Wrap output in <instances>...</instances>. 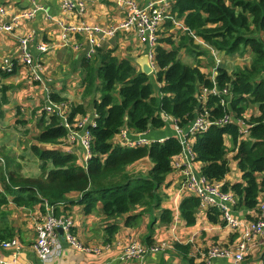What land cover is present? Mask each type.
Here are the masks:
<instances>
[{
  "label": "trees",
  "instance_id": "trees-1",
  "mask_svg": "<svg viewBox=\"0 0 264 264\" xmlns=\"http://www.w3.org/2000/svg\"><path fill=\"white\" fill-rule=\"evenodd\" d=\"M171 14L182 20L186 30L176 44L170 37L160 40L170 44V49L159 44L154 48L157 64L154 74L162 84L156 94L151 74L141 73L131 60L119 59L113 49L99 47L92 59H82L83 97H91L94 113V125L88 127L89 157L85 168L71 152L32 144L29 148L40 161V173L26 176L21 170L24 155L0 147V243L13 236L4 210L9 201L16 207L40 204L42 211L46 203L54 207L56 215L62 214L57 208L62 202L83 204L85 212H91L100 201L102 213L113 219L105 228L107 241H111L119 228L116 221L119 216L126 214L123 224L132 227L138 224L143 212L159 208L166 198L162 185L172 170V158L182 150L181 142L168 137L146 145L120 146L111 139L124 126L137 132L162 127L165 122L161 113L174 118L178 126L187 124L201 108L197 97L200 86L226 88L231 100L227 101L228 95L217 93L206 97L203 108L208 110L211 124L195 134L190 146L193 160L200 163L201 174L210 180L223 181V190L233 191L237 198L235 207H257V196L264 186V0H174ZM195 37L226 55L246 53L249 62L232 71L219 66L215 68V78H209L199 67L188 65L178 57L182 48L193 58L205 53L206 50L200 51ZM13 72L14 68L3 75ZM50 98L66 105L69 122L87 111L83 103L67 102L59 93H51ZM250 105L256 106L257 114L245 118L249 125L246 137H241L235 122L216 123L230 112L241 118ZM36 126L38 142L56 144L67 134L61 118L44 109ZM230 151L234 152L232 159L241 173L239 182L224 180L230 172ZM142 157H148L152 167L145 173L130 174L127 166ZM70 192H79V198L70 201L67 198ZM138 207L143 209L129 214ZM197 208L196 197L184 196L180 200L178 210L186 225L194 224ZM206 218L224 225L215 207L206 211ZM159 220L169 224L171 211L160 209ZM154 223L153 218L143 238L147 247L154 244ZM173 249L185 258L190 245L174 242Z\"/></svg>",
  "mask_w": 264,
  "mask_h": 264
},
{
  "label": "crops",
  "instance_id": "crops-1",
  "mask_svg": "<svg viewBox=\"0 0 264 264\" xmlns=\"http://www.w3.org/2000/svg\"><path fill=\"white\" fill-rule=\"evenodd\" d=\"M35 1H37L43 9L36 11L32 19H21L20 23L14 26L12 32L0 30V67L5 60L13 61L15 66L14 72L8 75H3V73L6 74L7 72L0 69V124L6 125L4 123V116L9 118L8 121L10 122V126L7 130L13 131H8L9 137L7 134L1 135L0 147H10L17 155H20V153L15 149V146L19 143V139L17 141V138L21 136L19 133L21 127L16 124H19L21 120L19 119V114L15 115L13 101L10 100V97H12L10 93L11 90H9L10 88L15 87L24 77H27L30 80L27 81V83H29L28 89L21 93L19 92L17 95H13V97L16 96L19 100L25 97H37L40 98L42 104L45 105L49 100L55 102L50 98L51 93H59L67 102L83 103V105L87 107L86 113L83 116H75L72 120L73 122L81 118L86 119L85 124H83L81 128L76 129L78 134L80 133V135H83L88 130V127L94 123V113L90 105L91 97H83L84 84L82 83L83 74L80 67L82 59H92L96 53V48L99 47L113 49L114 54L119 59L131 60L136 69L140 70L136 59L140 55L146 53V47L137 41L133 33L129 34L124 31H116L114 35L108 38H95L94 43L91 44L85 34L66 33L62 30V25L76 21H84L91 25L100 24L111 26L118 24L123 18V13L117 8L115 0H75L82 1L84 7L75 9L73 13H67L63 10L61 6L63 0ZM134 1L137 4L139 2L138 5H144L150 0ZM173 3L174 0L170 3V17L162 21L158 29V32H161L163 37L159 38L158 36L157 44L165 49H170L171 45L160 40L170 37L173 43L176 44L179 37L182 36L186 30L182 20L175 19L171 14V6ZM0 7L2 8V12H0V23H9L11 18L20 11L34 8V2L33 0H0ZM30 33L32 35L30 50L34 59L42 66L41 82L33 81L29 76L27 68L16 62L18 38ZM194 41L200 46V49H206V52L209 54V59L212 60L213 63L210 68L215 69L222 66L229 71L228 66L230 65L228 61H225L226 58L224 60L222 55V57H218L220 52L213 55L212 50L216 49L209 46L201 38L195 37ZM39 43L47 44L48 49L46 52H41L37 49ZM91 48L93 49V53L91 57L88 58L87 52ZM183 51H185V48H182L178 52V57L183 62L191 66L196 65L202 73L212 78L213 73L211 76L207 75L209 66H202L204 63H202L201 58L203 56L205 57L204 53L203 55L197 56V58H193L186 53V51L185 53ZM234 55L238 54L229 56ZM95 65L97 66V63H95ZM155 65L157 66L156 60ZM55 66L59 67L60 71L61 68L66 70L64 80H67L66 84L68 81L70 84L73 83L74 88L71 92L68 93L67 87L65 86H57V77L53 69H51ZM150 80L154 83V92L156 94L157 88L162 84L156 81L155 76H151ZM3 87H5L4 90ZM97 96L98 94H96L95 97ZM18 103L19 105L17 106H21L23 102L18 101ZM55 103L62 104V109L66 114L69 112L63 102ZM43 109V106L39 109L40 112L36 121H38ZM19 110V107H17L16 111ZM196 115L197 114L194 115V118ZM244 115L248 117L247 113L243 114V116ZM194 118L183 126H177L173 118L167 115V119L164 120L165 123L162 127L150 128L145 132H137L128 126H124L119 133L113 136L111 142L120 146H130L128 142L133 143L140 139H144L146 144H149L152 141H163L168 137H176L182 145V150L178 154L182 164L191 163L197 171H200V163L193 160V154L190 148L193 139L187 136V132ZM234 118L237 117L234 116ZM36 128L38 130L33 136L34 140L28 145L27 150L32 153L29 148L32 144L39 147L40 145L55 146L40 148H53L64 152H71L76 155L77 163L84 168L86 167L89 152L78 137L74 140H70L65 136L56 144L38 142L35 137L39 133V127L36 126ZM226 141H229V136L225 137V142ZM228 143L230 144V142ZM231 153L234 155V152ZM33 157L37 164V169L34 174L31 175L23 173L22 171L26 176H37L40 173V161L34 154ZM23 159V161H25V159L28 160L31 158L24 157ZM151 167L152 162L150 159L148 157H142L128 165L127 171L130 174L145 173ZM262 176H264V173H262ZM179 179L180 170L172 168L166 175L161 189V191L165 193L166 198L159 208H152L148 212H143L138 220V224L132 227L125 226L123 224V219L126 214L119 216L116 219L119 228L111 241L106 240L105 228L108 223L113 222V219L107 218L104 213H102L100 201L97 202L94 210L91 212H85L84 205L80 203H59L57 208L62 214L58 216H67L71 219L73 224L71 232L79 246L69 243L60 235L58 238V248L55 253L44 262L38 259L32 248V243L35 237V225L46 211L45 204L44 211H42L40 209V204L33 205L32 207H16L9 201L4 207V210L8 213V220L13 231L12 238L18 239L21 244V251L19 254L20 261L25 264H235L233 259L229 257H213L208 259L206 258V251L212 245H233L240 235V230L231 231L225 224L222 225L220 223L209 222L206 218V213L199 209L196 210L194 224L190 226L186 225L178 210L180 200L184 197L178 190ZM224 180L228 183L241 181V173L236 168L235 161L233 167L230 169V174L228 173ZM79 196V192H70L67 194V198L70 201H75ZM257 201L258 204L264 202V186L257 196ZM235 204L236 202L227 203L232 217L241 222L253 219L255 208H247L244 206L235 207ZM163 208H167L171 211L172 220L169 224H163L159 220V212L160 209ZM141 209L143 208L138 207L136 210L129 212V214L137 213ZM14 213H19L23 216L20 223L13 220L12 216H14ZM153 218L155 220L154 234L152 237L153 243L163 246V249L145 254L139 262L123 260L128 243L132 240H140L146 235L147 226ZM29 232H33L32 237ZM174 242L190 245L189 253L186 257L184 256L185 258H183L180 253L174 251ZM94 248H98L100 252H94ZM263 253L264 234L254 239L250 249L244 255L243 260L238 264H261V256ZM9 254V251L0 249V257L8 258Z\"/></svg>",
  "mask_w": 264,
  "mask_h": 264
},
{
  "label": "built area",
  "instance_id": "built-area-1",
  "mask_svg": "<svg viewBox=\"0 0 264 264\" xmlns=\"http://www.w3.org/2000/svg\"><path fill=\"white\" fill-rule=\"evenodd\" d=\"M172 0H150L144 5H138L134 0H115L117 8L123 13L122 20L111 26L100 24H88L84 21H76L62 25V30L66 33L85 34L88 41L92 44L95 38H108L116 33V31H124L126 33L135 34L137 41L146 47V54L153 72L157 71L155 65L154 48L158 42V29L162 21L169 18L170 3ZM34 8L20 11L17 15L11 18L9 23H0V30L12 32L14 26L18 25L21 19H32L35 12L42 10L43 7L35 0ZM62 8L67 13H73L77 8H83L82 1L63 0ZM0 12L2 8L0 7ZM32 35L27 34L20 36L17 43L16 62L27 68L30 78L33 81H42V66L34 59L30 50V41ZM37 49L41 52H46L48 46L46 43H39ZM93 53L91 48L87 52V57L90 58ZM217 50H212V54L216 55ZM14 68L13 61L5 60L0 69L4 72L10 73ZM198 100L201 108L198 109L196 117L187 132V136L193 139L195 134L203 131L211 124L208 118V110L203 108L206 102V97L211 94L228 95L227 101L231 100L228 90L226 88L220 90L215 87L206 88L201 86L198 91ZM44 110L48 114L56 113L61 118V124L67 129L66 137L74 140L78 137L82 144L89 152L90 133L87 130L83 135L76 132L77 128H81L85 124L86 119H79L77 121L69 122L66 117V112L62 109V104H57L49 100L44 105ZM245 115L241 118H234L231 113H228L223 118L216 121L220 125L235 122L239 127L241 137L247 136L248 124L245 121ZM174 123L176 120L173 118ZM94 125V123L92 124ZM177 125V124H176ZM178 126V125H177ZM128 145H146L144 139L130 143ZM175 157V158H174ZM172 158V168L180 170V179L178 181V190L183 196H193L198 199V208L205 213L210 208H217L220 212V221H222L231 231L240 230V235L233 245H212L206 251V258L213 257H229L233 259L235 264L240 263L244 255L248 252L256 237L264 234V202L257 204L254 210L253 219L241 222L230 214L227 203H235L236 196L232 190H223V181L210 180L200 171H197L191 163L182 164L178 155ZM182 196V197H183ZM46 211L43 217L35 225V237L32 243V248L35 251L38 259L42 262L48 260L58 248V229L62 230V237L69 243L79 246L74 239L71 232L72 221L67 216H58L54 214L53 206L45 203ZM163 246L153 244L147 247L140 240H132L128 243L123 260L125 261H141L145 254L162 250ZM0 249L9 251L8 258L0 257V264H25L19 259L21 251V244L16 238L4 240L0 243ZM94 252L99 253L98 248L93 249Z\"/></svg>",
  "mask_w": 264,
  "mask_h": 264
},
{
  "label": "rangeland",
  "instance_id": "rangeland-1",
  "mask_svg": "<svg viewBox=\"0 0 264 264\" xmlns=\"http://www.w3.org/2000/svg\"><path fill=\"white\" fill-rule=\"evenodd\" d=\"M138 4H139V2H138ZM158 36H159V38L163 37L161 32H158ZM205 50L206 49H201L200 51H205ZM183 52L185 53V51H183ZM204 54H205V57L203 56L201 58L202 63H204V64H202V66H207V67L209 66L208 67L209 72L207 73V75L211 76V74L214 73L213 71H215V69L210 68L213 63H212V60L209 59V57H210L209 54L206 51ZM221 55L223 56L224 60L226 58L225 61H228V64L230 65V66H228L229 71H232L233 69H235L238 66H243L244 64H248V62H249V59H248V56L246 53H245V55H242V56L241 55L229 56V55H226L223 53H219L218 57H220ZM51 69H53V72L55 73V75L57 77V86L58 87L65 86V87H67V92L68 93L71 92L72 89L74 88L73 83L70 84V82L68 81L66 84L67 80H64L66 70L61 68V71H60L59 67H57V66H55ZM152 73H154V72H152ZM151 76L154 77L155 74H151ZM27 81H30V80L27 77H24L21 82H19L17 85H15V87L10 88L9 90H11L10 93L12 94V97H10V100L13 101V107L15 110V115L19 114V117H20L19 119L21 120V121H19L20 122L19 124H16V125L21 127V130L19 131L21 136L20 137L18 136V138H17V141L19 139V143L15 146L16 147L15 149L18 150L20 155L23 154L24 157H26V158L30 157L31 158L28 160L25 159V161L21 160V163H22L21 170L23 171V173H27L28 175H31V174H34V172L36 171V169H37L36 165L37 164L34 161L33 154L29 150H27V148H28V145L33 142V140H34L33 136L36 134V132L38 130L36 128V124L38 122V121H36V118L39 115V112H40L39 109L42 106L44 107V105L42 104V100L40 98H37V97H35V98L25 97L22 100H19L18 98H16V96L13 97V95H17L19 92L21 93L22 91H26L28 89L29 83H27ZM156 87H157V85H156ZM18 101L23 102L21 106H17V105H19ZM17 107H19V109H20L19 111H16ZM246 113L248 114V116L249 115H256L257 114L256 106L255 105L248 106ZM8 119L9 118H6L4 116V121H5L4 123L6 125L0 124V137L3 134H7V136L9 137L8 131L13 132L12 130H7L8 127L10 126L9 125L10 122L8 121ZM228 142L229 141H226V145L228 148H230V144ZM40 147H55V146L40 145ZM6 148L11 149L10 147H6ZM12 152H14L13 149H12ZM228 154H229L228 158L230 160L229 163H230V169H231L233 167L234 160L232 159L233 155H232L231 151L228 152ZM229 174H230V172H229ZM22 217L23 216L19 213H14V216H12L13 220H15V222L17 221L18 223H20ZM29 233L32 237L33 232H29ZM143 237L140 239L141 242H144Z\"/></svg>",
  "mask_w": 264,
  "mask_h": 264
},
{
  "label": "water",
  "instance_id": "water-1",
  "mask_svg": "<svg viewBox=\"0 0 264 264\" xmlns=\"http://www.w3.org/2000/svg\"><path fill=\"white\" fill-rule=\"evenodd\" d=\"M136 62H137L138 65H139V69H140V72H141V73H143V74H145V75H150V74H152L153 69H152V67L150 66V63H149V61H148V57H147V54H146V53H144V54L140 55L139 57H137ZM215 75H216V71H214V73H213V77H214V78H215ZM160 115H161V117H162L164 120L167 119V116L164 115L163 113H161ZM58 233H59V235L62 236V230H61L60 228L58 229Z\"/></svg>",
  "mask_w": 264,
  "mask_h": 264
}]
</instances>
